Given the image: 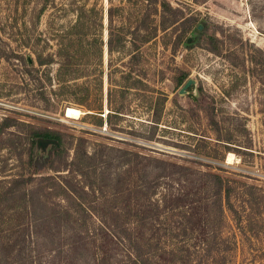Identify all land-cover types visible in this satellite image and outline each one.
Instances as JSON below:
<instances>
[{"label": "trees", "instance_id": "1", "mask_svg": "<svg viewBox=\"0 0 264 264\" xmlns=\"http://www.w3.org/2000/svg\"><path fill=\"white\" fill-rule=\"evenodd\" d=\"M2 1L9 20L0 22V58L21 73L20 82L11 86L16 91L34 87L32 97L42 101H47L44 86L51 81L52 67L54 81L77 80L85 60L100 63L104 46L108 69L115 71L111 57L119 58L126 42L132 61L142 44L152 43L168 28L170 20H163L164 15L177 18L179 13L167 0H106L103 42V13L88 0H64L58 5L54 0ZM48 6L73 16L66 27L53 31L52 41L38 29ZM127 12L132 13V27L123 25L121 16ZM193 32H200L197 26ZM181 36L182 31L178 41ZM187 38L184 47L195 40L190 37L187 43ZM249 65L252 74L260 64L250 59ZM129 80L136 90L143 86L138 76L107 79L120 89ZM183 80L177 78L175 86ZM165 102H138L133 112L146 116L147 123H139L149 130L137 138L152 142L158 125L168 126L161 120ZM106 105L114 118L125 115L121 103ZM206 122L218 138V123L211 116ZM16 125L27 129L24 139L15 136V143L24 140V150L16 153L13 144L6 150L0 140V264H229L236 239L223 229L230 217L240 232V215L232 200L245 202L244 189H256L252 185L228 177L223 169L213 171L206 165L200 170L137 150L97 145L87 151L81 138L68 148L58 131L34 128L11 117H1L0 139ZM247 134L245 146L230 137L221 146L236 153L251 150ZM37 139L53 140L56 146L41 153ZM184 148L213 158L209 148L203 153L196 146Z\"/></svg>", "mask_w": 264, "mask_h": 264}, {"label": "rangeland", "instance_id": "2", "mask_svg": "<svg viewBox=\"0 0 264 264\" xmlns=\"http://www.w3.org/2000/svg\"><path fill=\"white\" fill-rule=\"evenodd\" d=\"M63 1L54 0L57 5ZM167 1L179 10L177 18L164 15L163 20H170L168 28L163 34L158 33L152 43L142 44L132 61L128 56L132 48L126 42L123 54L119 58L111 57L115 71L108 69L104 46L100 63L85 60L77 80L54 81L55 67H52L51 81L44 86L47 101L32 97L34 87L21 91L12 88L11 85L20 82V69L0 58V119L11 117L34 128L58 131L65 136L68 148L73 147L75 138H81L87 151L97 145H107L141 151L200 170L206 165L213 171L215 168L225 170L228 177L256 188L244 189L248 193L243 197L245 202L232 200L240 215L241 228L238 232L234 222L227 218L223 231L234 233L236 239L229 264H264V68H261L264 64V0ZM4 3L0 2L1 23L9 20L5 17ZM88 3L95 4L103 13L100 36L105 42L107 1L88 0ZM113 5L117 2L113 1ZM121 17L124 27L134 25L132 13H123ZM72 18L71 13L48 6L39 18L38 29L52 41L53 31L66 27ZM155 20L160 19L156 16ZM173 21L177 22L172 25ZM195 26H199V33L193 32ZM180 31L182 36L178 41L176 36ZM186 37L195 39L189 47L182 44ZM250 59L261 65H257L252 74ZM128 75L138 76L143 86L136 90L129 80L126 88L120 89L107 81H119ZM180 76L184 80L177 87L175 81ZM188 79L193 84L179 94ZM156 99L166 101L161 120L169 127L158 125L153 141L147 142L136 137H143L149 130L139 123L145 121L146 116L133 111L139 101ZM107 101L121 103L125 115L120 118L110 115ZM68 107L84 115L78 119L66 118L64 112ZM207 116L218 123V138L209 130ZM160 128L164 132L159 131ZM26 130L21 125L5 130L0 139L3 147L12 149L13 144L17 147L16 153L24 150V140L15 142H18L16 137L24 139ZM245 131L250 136L251 150L241 149L245 152L236 153L225 151L221 146L225 137L245 146L249 139ZM134 144L144 149H137ZM193 146L202 153L209 148L213 158L185 151L184 147L193 150ZM229 154L232 158L227 162Z\"/></svg>", "mask_w": 264, "mask_h": 264}, {"label": "water", "instance_id": "3", "mask_svg": "<svg viewBox=\"0 0 264 264\" xmlns=\"http://www.w3.org/2000/svg\"><path fill=\"white\" fill-rule=\"evenodd\" d=\"M106 19V18H105ZM198 30H199V26L197 27ZM190 41V38L188 37L186 39V42L188 43ZM193 84V81L191 80H187L185 81V83L183 84V86L181 87V89L179 90V94H183L185 93V90L191 86ZM56 146V142L53 141V140H49V139H37L36 140V149L39 151V152H44L45 149L48 147V146Z\"/></svg>", "mask_w": 264, "mask_h": 264}, {"label": "bare ground", "instance_id": "4", "mask_svg": "<svg viewBox=\"0 0 264 264\" xmlns=\"http://www.w3.org/2000/svg\"><path fill=\"white\" fill-rule=\"evenodd\" d=\"M64 113L66 118H73V119H78L80 116L84 115L83 112L72 107L66 108ZM231 156H232L231 154L228 155L227 162L232 158Z\"/></svg>", "mask_w": 264, "mask_h": 264}]
</instances>
